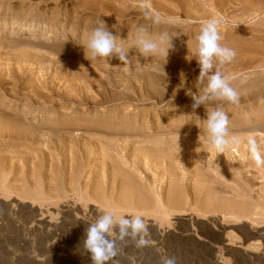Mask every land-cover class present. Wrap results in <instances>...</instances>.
Instances as JSON below:
<instances>
[{"label": "rangeland", "instance_id": "obj_1", "mask_svg": "<svg viewBox=\"0 0 264 264\" xmlns=\"http://www.w3.org/2000/svg\"><path fill=\"white\" fill-rule=\"evenodd\" d=\"M155 1L156 7L152 8L161 17L159 25L145 18L141 8L135 9L132 5L138 2L133 0H127L126 6L123 0H0V102L15 110L9 112L13 116L16 111L26 113L22 119H26L27 125L42 126L38 132L41 143L28 142L32 138L29 134L21 139L15 137L17 142L12 140L14 136H0V264H91L82 245L84 230L106 212L114 213L117 220L142 216L148 223L152 242L141 249L131 240L118 242L120 252L108 264H133V258L135 264H161L162 256L175 257L176 264H264V166L255 164L245 143L254 137L259 146L264 130L244 129L249 123L255 127L264 120V71L257 70L258 66L264 68V0H256L257 4L246 0H183V4H178L182 0ZM124 6L130 7L127 15H119ZM133 11L148 28L147 37L157 39L166 33L174 45L166 42L154 55L140 52L134 43L138 16L129 14ZM211 18L221 21V45L236 49L230 63L219 65L214 61L213 71L218 68L222 74L233 77L230 84L238 93L239 102L210 100L193 109V100L187 93L199 95L207 82L199 80L196 36L201 22ZM101 21L124 48L127 62L116 56L86 55L88 38ZM178 47L189 50L184 52ZM170 60L176 64H167ZM165 79L173 85L166 90L160 81ZM216 106L229 116L230 135L241 141L226 147L229 152L225 149L219 153L211 148L214 152L206 153V158L199 155L189 160L188 149L182 143L184 149L176 148V158L170 157L169 163L155 165L134 159L138 164L132 168V176L140 173L147 181L145 190L155 188L156 194L161 193V200L120 205L87 197L94 191L101 192L97 179L104 173L97 158L100 156H96L99 146L90 144L92 152L75 167L68 161L67 151L57 148L58 154L64 156L61 167L52 172L56 177L65 173L68 179L76 178L74 185L64 190L62 186L40 187L39 181L27 184L29 176L35 181L41 177L36 178V174L47 173L45 167L34 171L40 159L34 157L31 161L25 156L32 152L37 155L40 148L50 145L48 127L70 122L79 125L84 121L135 122L139 128L136 134H83L85 142L106 141L120 145V149L127 146L131 154L136 145L153 140H168L174 145L192 139L208 143L205 120ZM79 130L62 132L61 136L70 141L76 134L81 136ZM260 149L262 152L264 148ZM184 151L187 153L183 154ZM132 160L127 159V164H135ZM88 180L96 182V188L94 183V188H88ZM211 184L218 189L213 191L216 195L209 189ZM118 187L120 190L119 183ZM118 190L116 195L121 193ZM147 194L156 196L152 191ZM230 198L242 204L250 202L253 212L242 216L226 204L225 208L223 202L220 204ZM118 233L114 226L113 237Z\"/></svg>", "mask_w": 264, "mask_h": 264}, {"label": "bare ground", "instance_id": "obj_2", "mask_svg": "<svg viewBox=\"0 0 264 264\" xmlns=\"http://www.w3.org/2000/svg\"><path fill=\"white\" fill-rule=\"evenodd\" d=\"M122 1V0H121ZM134 2H138L137 4H134L132 6H135L134 8L135 9H140L139 7V0H133ZM171 0H169V3H170ZM187 1V0H186ZM194 1V0H193ZM219 1V0H218ZM241 1V0H240ZM247 2H256V0H246ZM155 0H151V5L152 7H156L155 6ZM168 2V1H167ZM182 2L183 4V0L180 1L178 4H180ZM195 2V1H194ZM198 2V1H197ZM242 2V1H241ZM248 2V3H249ZM263 2V1H262ZM116 4L118 5H121V3H117V1L115 2ZM126 3H127V0H123L122 4L126 6ZM160 3V2H158ZM185 3V2H184ZM189 3V2H188ZM203 3V2H202ZM213 3V2H212ZM233 3V2H232ZM110 4V3H109ZM162 4V3H161ZM177 4V5H178ZM181 4V5H182ZM191 4V3H190ZM219 4V3H218ZM257 4V2H256ZM115 5V4H113ZM176 5V4H175ZM176 5V6H177ZM194 5V4H193ZM199 5V4H198ZM123 7V9L119 12V15H124L126 16L127 14L125 13L127 11L128 8L126 7ZM130 6V5H129ZM168 6V5H167ZM233 6V5H232ZM242 6V5H241ZM100 7V6H99ZM119 7V6H118ZM117 6L115 8H118ZM122 7V6H121ZM163 7V6H162ZM188 7V6H187ZM193 7V6H192ZM207 7V6H206ZM221 7V6H220ZM246 7V6H245ZM264 7V6H263ZM101 8V7H100ZM159 8V7H158ZM178 9H180L178 6H177ZM183 8V7H182ZM185 8V7H184ZM119 9V8H118ZM157 9V8H155ZM172 9V8H171ZM246 9V8H245ZM113 10V8H112ZM116 10V9H115ZM120 10V9H119ZM159 10V9H158ZM167 10V9H166ZM193 10V9H192ZM200 10V9H199ZM249 10V8H248ZM136 11V10H135ZM133 11L132 13H129L132 15H134L135 17H139V14H137V12ZM176 11V10H175ZM118 12V11H117ZM170 12V11H169ZM185 12V11H184ZM190 12H191V9H190ZM217 12V11H216ZM121 13V14H120ZM172 13V12H171ZM253 13V12H252ZM117 14V13H116ZM189 14V13H188ZM193 14V13H192ZM165 15V13H164ZM250 15V14H249ZM133 16V17H134ZM163 16V15H162ZM230 16V15H229ZM243 16V15H242ZM118 18L120 16H117ZM116 17V19H117ZM137 17V26H145L144 25V22L142 21V19L139 17ZM131 18V17H130ZM188 18V17H187ZM194 18V17H193ZM237 18V17H236ZM135 19V18H134ZM233 19V18H232ZM120 20V18H119ZM132 20V19H131ZM119 22V21H118ZM121 22V21H120ZM150 22V21H149ZM179 22V21H178ZM176 23V22H175ZM160 23H156V25H159ZM125 26V25H124ZM148 26V25H147ZM122 28H124L123 26H120ZM129 27V26H127ZM178 27V26H177ZM185 27V26H183ZM134 28V27H133ZM153 28V27H152ZM167 28V27H166ZM127 29V28H126ZM125 30V29H123ZM129 30V29H128ZM167 30V29H166ZM174 30V29H172ZM123 32V31H122ZM166 32V31H164ZM190 32V31H189ZM170 33V32H169ZM161 34V33H160ZM183 35V34H182ZM251 35V34H250ZM263 35V34H262ZM255 37V36H254ZM261 37V36H260ZM250 39V38H249ZM173 40V39H172ZM237 41V40H236ZM245 41V40H244ZM188 42V41H187ZM233 43V42H232ZM242 43V42H241ZM184 44V43H183ZM189 44V43H188ZM174 45V44H172ZM182 45V44H181ZM186 45V44H185ZM176 46V45H175ZM189 46V45H187ZM183 47V46H182ZM186 47V46H185ZM191 47V46H189ZM249 47V46H248ZM179 48V47H178ZM192 48V47H191ZM190 48V49H191ZM235 48V47H234ZM260 48V47H259ZM258 48V49H259ZM170 49V48H169ZM168 49V50H169ZM180 49V48H179ZM182 49V48H181ZM180 49V50H181ZM184 49H188L189 48H183L182 50L185 52L186 50ZM248 49V48H247ZM257 49V48H256ZM172 50V49H171ZM174 50V49H173ZM187 50V51H188ZM236 50V49H235ZM240 50V49H239ZM245 50V49H244ZM175 51V50H174ZM173 51V52H174ZM170 52V51H169ZM177 53V51H175ZM130 53V52H129ZM181 53V52H180ZM185 54V53H184ZM190 54V53H189ZM149 59V58H148ZM173 59V58H172ZM242 59V58H241ZM176 60V59H175ZM177 61H179L177 59ZM181 61V60H180ZM179 61V64L181 63ZM185 60H182V63H185L183 62ZM115 63V62H114ZM172 63H175L176 64V61L174 60H170V62H167V64H172ZM219 66V65H218ZM139 67V66H138ZM169 67V66H168ZM171 68V66H170ZM145 69V68H144ZM169 69V68H168ZM172 69V68H171ZM149 71V70H148ZM158 71V70H157ZM171 71V70H170ZM147 73V72H146ZM176 73V72H175ZM148 74V73H147ZM149 75V74H148ZM118 77V76H117ZM161 77V76H160ZM165 78V77H164ZM163 78V79H164ZM169 78V77H168ZM243 78V77H242ZM141 79V78H140ZM160 79V78H159ZM102 80V79H101ZM143 80V79H142ZM150 80V79H148ZM153 79H151L152 81ZM108 81V80H107ZM162 82V84L164 85V89L165 87H172V83L170 82L169 83V79L168 80H160ZM177 81V80H176ZM149 83V82H148ZM152 84H155V82H153ZM151 84V85H152ZM174 84V82H173ZM175 85V84H174ZM80 86V85H79ZM106 86V85H105ZM142 86V85H141ZM185 86V85H184ZM156 87V86H155ZM158 87H156L157 89ZM107 89V88H106ZM141 89V88H140ZM142 90V89H141ZM166 90V89H165ZM172 90V89H171ZM174 90V89H173ZM153 91V90H152ZM112 92V91H110ZM157 92V91H156ZM169 92V91H168ZM108 93V92H107ZM116 93V92H115ZM159 93V92H157ZM101 94V93H100ZM163 94V93H162ZM128 95V94H127ZM161 95V93H160ZM129 96V95H128ZM163 96V95H162ZM171 96V95H170ZM95 97V96H94ZM125 97V96H124ZM123 97V98H124ZM164 97V96H163ZM119 98V97H118ZM250 98V97H249ZM103 99V98H102ZM111 99V98H110ZM115 99V98H114ZM113 99V100H114ZM253 100V99H252ZM105 101V100H104ZM41 102V101H40ZM11 103V102H10ZM42 103V102H41ZM105 103V102H104ZM230 103V102H229ZM3 103L0 102V136H9V137H13L14 138L18 137V138H23L25 135L29 134L30 136H32V138L30 139V136L28 139H30L28 142L32 143L34 141H37L38 143H41L42 141V136L41 134H39L40 136H38V132L42 129V126H29L27 125L26 122H24L26 119H22L23 117L26 116V113H19L18 111H16V114L18 115V117H15L13 116L12 114H9L12 113L13 111H15L14 109H8L6 108V106H3L2 105ZM217 107V106H216ZM1 108H4V109H1ZM9 110L7 111L8 113H6L5 111L6 110ZM174 113V112H173ZM12 115V116H11ZM234 115V114H233ZM20 116V117H19ZM257 117V116H256ZM262 119H264V115L263 117H261ZM180 119V117H179ZM248 119V118H247ZM257 119V118H256ZM182 120V119H181ZM258 120V119H257ZM179 121V120H178ZM255 121V120H254ZM253 121V122H254ZM88 122V121H87ZM86 121L84 122H81L79 123V125H74L75 122H70V123H61L59 126L57 127H54V128H50L48 127L47 130L49 132V138H50V145H48L46 148H40L39 151L35 152L37 153V155L33 154V152L31 154H28V156H25L27 157V159H32L35 157L36 159H40L39 160V163L40 165H37L35 166L34 168V171H40L42 170L43 167L46 168L47 170V173L44 172V171H41L40 172V175L37 176L36 174V178L39 179V176L40 179L39 180H35V181H32L31 180V176H29V178H27L28 180V185H32L33 182L36 183V181H39L40 183V187L42 186H52L55 187V186H62V188L64 187V190H66L65 188H68L69 185H74L75 184V179H68L66 174L65 173H62L64 174V176H61L60 174L58 175L57 174V178L54 174V172L52 171H57L56 168H58L60 165V160H62V157L64 155H62V157L58 154V150L57 148L59 147H63V149L65 150L64 152L67 151V153L69 154L67 156V159L69 158V162L72 164V167H75L74 165L76 164H80L81 160L84 156H86V154L90 155L89 153L92 152V150L90 151V147H89V144L90 145H95V146H99V149L96 150V156L99 155L100 158L97 156L98 159H100V162L102 163L103 165V169L101 168V170L104 172L103 174L99 175L100 177H98L97 179V189L99 188L101 190L98 191V192H93V193H89L87 197H89L90 199L93 198L95 199L96 201H109V202H117L118 204L120 205H127V204H130V203H140L141 205L143 204H148V202H150V200H155L156 198L161 200V193H158L156 194V189L155 188H149L150 190H145L146 189V179L140 174H135V177L132 176V172L135 170L132 168H136V165L138 164L136 161L134 162V159L136 158H141L142 161H144L145 163H151V164H155V165H158L160 162H168V159L171 157L172 160H174L176 158H174V155H176V148L178 149H181L182 150L185 148V150H187L189 152V155L187 154L186 156L189 157L187 159L190 160V158L192 157H202V158H206L205 156H207L206 153H210V151L214 152L213 149H211V146L204 142V141H201V140H198V139H192V141H188V140H184L185 142H180L181 144L178 145L179 143H175L176 145H174V143L170 142V141H160V142H157L156 140L154 141H150V142H147L146 144H143V145H136L135 146V149L133 151V153L130 154V152L127 151V146H125V150L124 149H120L119 147H121L120 145H116L114 143H108L105 141V143H103L104 141L100 142L99 143H90V141L87 140V142H85L83 139V134L85 132H96L98 131L99 133H101L102 135H107V136H112V135H128L127 133H133V134H136L137 131H138V127L136 125L135 122L131 123L129 121H124V122H97V121H94V124H84V123H87ZM96 122V123H95ZM174 122V121H173ZM257 122V121H256ZM90 123V122H88ZM143 123V122H142ZM247 123V122H246ZM245 123V124H246ZM76 124V123H75ZM78 124V123H77ZM174 124V123H173ZM241 124V123H240ZM39 125V124H38ZM231 125V124H230ZM238 125V124H237ZM247 125V124H246ZM255 127H252L253 124H251L250 126V123L248 124V127L245 126L246 128L244 129H249L250 130H253V129H262V131L264 130V120H260V122L254 124ZM48 126V125H47ZM176 127V126H175ZM244 127V126H243ZM45 128V127H43ZM171 128V127H170ZM180 128V127H179ZM185 128V127H184ZM80 129L81 130V136H78L76 134V138L73 137L70 141H67V139H63L62 138V132H71V131H75V130H78ZM160 129V128H159ZM181 129V128H180ZM235 129V128H234ZM243 129V128H241ZM247 129V130H248ZM79 130V131H80ZM142 130V129H140ZM176 130V129H175ZM145 131V130H144ZM166 131V130H165ZM181 131V130H180ZM258 131V130H257ZM160 132V131H159ZM97 133V132H96ZM71 135V134H70ZM132 135V134H131ZM46 136V135H45ZM86 137V136H85ZM100 137V136H99ZM113 137V136H112ZM12 139L14 142L17 140V139ZM183 140V139H182ZM18 141V140H17ZM16 141V142H17ZM26 141V140H24ZM98 141V140H97ZM109 141V140H108ZM174 141V140H173ZM207 141V140H206ZM23 142V141H21ZM67 142L68 145H67ZM137 142V141H136ZM245 142V141H244ZM243 142V143H244ZM132 143V142H131ZM130 143V144H131ZM182 143H183V146L184 148L182 147ZM241 143V142H240ZM242 143V144H243ZM247 143V142H245ZM259 146L261 148H264V139H261V141L259 142ZM122 144V143H121ZM134 144V143H133ZM42 145V144H40ZM244 145V144H243ZM247 145V144H246ZM129 146V145H128ZM208 146H210V148H208ZM245 146V145H244ZM246 147V146H245ZM205 148V149H204ZM203 149L205 150V152H203ZM227 152H229L230 150L227 148L226 149ZM229 150V151H228ZM263 153H264V149H262ZM187 151H184L183 154L187 153ZM243 152V151H242ZM233 153V152H232ZM178 154V153H177ZM182 154V155H183ZM244 154V152H243ZM22 155V154H21ZM88 155H87V159H88ZM224 155V154H223ZM228 155V154H227ZM194 157V158H195ZM210 157V156H209ZM193 158V159H194ZM26 159V160H27ZM86 159V160H87ZM127 159H133L132 161L135 163V164H127L128 161L126 162ZM199 159V158H197ZM236 159V157H235ZM233 159V161L235 160ZM2 160V159H1ZM25 162H28L26 161ZM138 160V159H137ZM140 160V159H139ZM196 160V159H195ZM201 160V159H200ZM64 161V160H63ZM131 161V160H130ZM170 161V160H169ZM193 161V160H192ZM199 161V160H198ZM239 161V160H237ZM251 161V160H250ZM62 162V161H61ZM88 162V161H86ZM126 162V163H125ZM229 162V161H228ZM243 162V161H242ZM249 162V161H247ZM246 162V163H247ZM125 163V164H124ZM169 163V162H168ZM200 163H202V161H200ZM205 163V162H204ZM38 164V163H37ZM67 163L64 164L63 162V165L67 166L66 165ZM84 164H85V161H84ZM209 164V163H208ZM207 164V165H208ZM227 164V163H226ZM232 164V163H231ZM251 164V163H250ZM44 165V166H43ZM163 165V164H162ZM181 165V164H180ZM204 165V164H203ZM225 165V164H224ZM240 165V164H239ZM68 166H71L69 163H68ZM160 166V165H159ZM169 166V165H168ZM193 166V165H192ZM48 167V168H47ZM61 167V166H60ZM64 167V166H63ZM207 167V166H206ZM65 168V167H64ZM79 168V167H78ZM77 168V169H78ZM55 169V170H54ZM60 169V168H59ZM161 169V168H160ZM198 169V168H197ZM208 169V168H207ZM61 170V169H60ZM74 170V168L72 169ZM176 170V169H175ZM263 170V169H262ZM33 171V170H32ZM31 171V172H32ZM66 171V170H65ZM76 171V169H75ZM78 171V170H77ZM178 171V170H177ZM198 171V170H197ZM49 172V173H48ZM79 172V171H78ZM100 172V171H99ZM181 172V171H180ZM199 172V171H198ZM74 173V172H73ZM176 173V172H175ZM33 174H35L33 172ZM32 174V175H33ZM78 174V173H77ZM200 174V172H199ZM204 174V172H203ZM206 174V173H205ZM30 175V174H29ZM201 175V174H200ZM35 175H33L32 177H34ZM71 176V175H70ZM171 176V175H170ZM74 177V176H72ZM77 177V176H76ZM206 177V176H205ZM18 178V177H17ZM35 178V179H36ZM137 178V181L136 179ZM148 178V177H146ZM176 178V177H175ZM210 178V177H209ZM92 180V179H91ZM170 180V179H169ZM177 180V179H176ZM205 180V179H203ZM24 181V180H23ZM78 181V180H77ZM249 181V180H248ZM87 182V181H86ZM202 182V181H201ZM206 182V181H205ZM94 182L93 181H89L86 183L87 187L88 188H94V184H95V188H96V182L93 184ZM118 183H119V186H120V190H121V193L116 195L117 193L116 190L119 189L118 187ZM203 183V182H202ZM211 183V182H210ZM142 184V185H141ZM151 184V183H149ZM174 184V183H173ZM205 184V183H204ZM204 184H203V187H204ZM207 184V183H206ZM218 184V183H217ZM250 184V183H249ZM77 185V183H76ZM39 186V185H38ZM140 186V187H139ZM145 186V187H144ZM207 186V185H205ZM210 186V185H209ZM212 188L208 187L210 189V191H212L213 194L216 193L213 192L214 190H218V189H215V186H213L211 184ZM249 186V185H248ZM21 187V186H20ZM154 187V186H153ZM51 188V187H50ZM57 188V187H55ZM78 188V187H77ZM217 188V187H216ZM76 189V188H75ZM39 190V189H38ZM84 190V189H83ZM118 190V191H120ZM201 190V189H200ZM207 190V189H206ZM220 190V189H219ZM40 191V190H39ZM50 191V190H49ZM68 191V190H67ZM66 191V193H67ZM145 191V192H144ZM152 193L154 192V194L156 195L155 197L154 196H148V192H151ZM179 191V190H177ZM176 191V192H177ZM197 191V190H196ZM195 191V192H196ZM239 191V190H238ZM54 192V191H53ZM63 192V191H62ZM89 192V191H88ZM218 192V191H217ZM209 193V192H208ZM211 193V195H212ZM56 194V193H55ZM65 194V193H63ZM81 194V193H80ZM174 194V193H173ZM230 194V193H229ZM236 194V193H235ZM49 195V194H48ZM54 195V193H53ZM178 195V194H177ZM216 195V194H215ZM219 195V194H218ZM223 195V194H222ZM243 195V194H242ZM34 196V195H33ZM83 196V195H82ZM238 196V195H237ZM63 197V196H62ZM246 197V195H245ZM181 198V197H180ZM222 198V197H221ZM92 199V200H93ZM169 199V198H168ZM219 199V198H218ZM226 199V198H225ZM231 199V200H230ZM228 199L227 201H221L220 204L222 203V205L224 206V204H226L225 206L226 207H229L230 209H232L234 212L238 213L239 215L241 214L242 216L246 213H250L253 212V208L248 205L247 203H239L237 202L236 200L234 201L232 198ZM241 199V198H240ZM246 199H248L246 197ZM182 200V198H181ZM222 200V199H220ZM239 200V199H238ZM244 200V198H243ZM55 202V201H54ZM167 202V201H166ZM179 202V201H178ZM209 202V201H208ZM253 202V201H252ZM219 203V202H218ZM175 204V203H174ZM209 205V204H208ZM252 205V204H251ZM224 206V207H225ZM254 207V205H252ZM225 207V208H226ZM252 209H251V208ZM207 208V207H206ZM208 209V208H207ZM222 209V208H221ZM224 209V208H223ZM228 209V208H227ZM249 210V211H248ZM123 211V210H122ZM231 211V210H230ZM264 211V210H263ZM232 212V211H231ZM121 213V212H120ZM263 213V212H262ZM237 214V215H238ZM263 216V215H262Z\"/></svg>", "mask_w": 264, "mask_h": 264}, {"label": "clouds", "instance_id": "obj_3", "mask_svg": "<svg viewBox=\"0 0 264 264\" xmlns=\"http://www.w3.org/2000/svg\"><path fill=\"white\" fill-rule=\"evenodd\" d=\"M139 7L145 18L153 23L160 22L161 17L152 8L151 0H139ZM220 24L221 21L216 18L204 20L201 22L199 34L196 36V59L200 69L199 80L207 82L199 95L191 91L187 93L193 100V109L210 100L239 102L238 93L230 84L233 77L222 74L218 68L213 71L214 61L223 65L230 63L236 55L235 50L221 45L220 41L223 36L219 30ZM147 32L146 26H138L134 41L136 47L143 54H156L161 45L166 42L172 47L171 39L166 33L161 34L157 39H152L146 36ZM89 54L94 58L116 56L120 61L127 62L124 48L117 44L116 37L112 35L103 21L92 30L88 38L86 55ZM257 70L264 71V68L258 66ZM205 125L207 142L217 152L223 153L226 147L240 144L241 141L229 133V116L222 107L217 106L208 112ZM247 151L257 166H264V154L254 137L248 138ZM114 226L119 229L118 236L115 237H113ZM149 237V226L142 216L131 215L130 218L121 217L117 220L114 213L106 212L84 230L82 245L91 264H108L120 252L118 242L126 243L131 240L136 248L141 249L150 246L152 242ZM133 264H135L134 258ZM161 264H176V258L162 256Z\"/></svg>", "mask_w": 264, "mask_h": 264}]
</instances>
